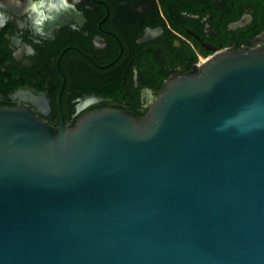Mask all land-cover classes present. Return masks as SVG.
Masks as SVG:
<instances>
[{"label":"water","instance_id":"95a60500","mask_svg":"<svg viewBox=\"0 0 264 264\" xmlns=\"http://www.w3.org/2000/svg\"><path fill=\"white\" fill-rule=\"evenodd\" d=\"M0 264H264V46L171 78L143 117L0 105Z\"/></svg>","mask_w":264,"mask_h":264},{"label":"flooded vegetation","instance_id":"af4514ba","mask_svg":"<svg viewBox=\"0 0 264 264\" xmlns=\"http://www.w3.org/2000/svg\"><path fill=\"white\" fill-rule=\"evenodd\" d=\"M263 33L264 0H0V105L55 127L143 117L168 80Z\"/></svg>","mask_w":264,"mask_h":264},{"label":"clouds","instance_id":"9594fccd","mask_svg":"<svg viewBox=\"0 0 264 264\" xmlns=\"http://www.w3.org/2000/svg\"><path fill=\"white\" fill-rule=\"evenodd\" d=\"M36 9V5L35 4H32L30 3L29 6H28V10H35Z\"/></svg>","mask_w":264,"mask_h":264},{"label":"bare ground","instance_id":"6f19581e","mask_svg":"<svg viewBox=\"0 0 264 264\" xmlns=\"http://www.w3.org/2000/svg\"><path fill=\"white\" fill-rule=\"evenodd\" d=\"M204 62H205V61H204ZM204 62H203V63H204Z\"/></svg>","mask_w":264,"mask_h":264}]
</instances>
